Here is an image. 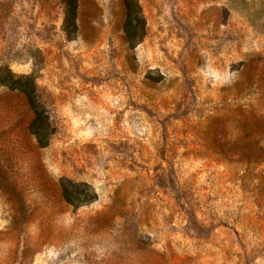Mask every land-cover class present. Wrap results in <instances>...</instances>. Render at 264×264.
<instances>
[{"label":"rangeland","instance_id":"obj_1","mask_svg":"<svg viewBox=\"0 0 264 264\" xmlns=\"http://www.w3.org/2000/svg\"><path fill=\"white\" fill-rule=\"evenodd\" d=\"M66 1L0 0V264H264V0Z\"/></svg>","mask_w":264,"mask_h":264},{"label":"trees","instance_id":"obj_2","mask_svg":"<svg viewBox=\"0 0 264 264\" xmlns=\"http://www.w3.org/2000/svg\"><path fill=\"white\" fill-rule=\"evenodd\" d=\"M124 1L126 5V19H125V24H124V31H125L128 42L133 44L134 42H137L142 36V33L139 32V30H141L142 28L141 26L142 19H141L139 10L135 6L136 4L133 2V0H124ZM65 9L66 11H65L64 23H65V29L68 32L69 30L67 28H70V27L75 28L74 18H75L76 0H67ZM0 83L9 85L12 88H17V89L24 91L19 79H9L8 80V78H4L3 80H0ZM43 124H44L43 119L41 117V114L39 113L37 116V119L33 121L31 127L40 143H43L41 139L42 133L40 131V129L43 128ZM63 190H64V195L67 198V200L70 203H76L74 202V200H72L70 196L71 193L67 185L65 184L63 185Z\"/></svg>","mask_w":264,"mask_h":264}]
</instances>
